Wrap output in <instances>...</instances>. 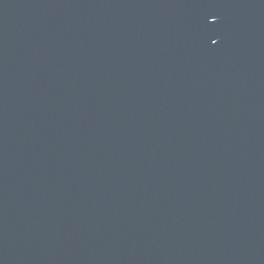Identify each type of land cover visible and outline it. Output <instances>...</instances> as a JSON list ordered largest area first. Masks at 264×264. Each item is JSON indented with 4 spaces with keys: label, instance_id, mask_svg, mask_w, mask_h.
Returning <instances> with one entry per match:
<instances>
[{
    "label": "water",
    "instance_id": "95a60500",
    "mask_svg": "<svg viewBox=\"0 0 264 264\" xmlns=\"http://www.w3.org/2000/svg\"><path fill=\"white\" fill-rule=\"evenodd\" d=\"M0 264H264V0H0Z\"/></svg>",
    "mask_w": 264,
    "mask_h": 264
},
{
    "label": "snow or ice",
    "instance_id": "6c2138e0",
    "mask_svg": "<svg viewBox=\"0 0 264 264\" xmlns=\"http://www.w3.org/2000/svg\"><path fill=\"white\" fill-rule=\"evenodd\" d=\"M214 43H215V41H214Z\"/></svg>",
    "mask_w": 264,
    "mask_h": 264
}]
</instances>
